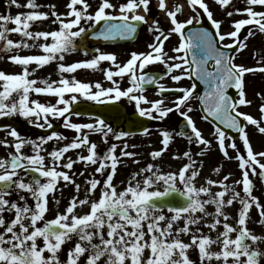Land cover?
Masks as SVG:
<instances>
[{
    "label": "snow or ice",
    "instance_id": "snow-or-ice-1",
    "mask_svg": "<svg viewBox=\"0 0 264 264\" xmlns=\"http://www.w3.org/2000/svg\"><path fill=\"white\" fill-rule=\"evenodd\" d=\"M213 3L229 30H223L225 20L215 17L209 0H65L62 13L53 3L43 10L39 0H8L9 7L25 11L0 14V59L20 68L0 70V118L23 119L46 134L32 139L12 125L0 128L8 129L0 139L6 150L0 157V264H264V235L249 228L253 210L264 226V202L254 194L253 180L264 184V151L254 150L246 130L254 126L264 134V103L260 118L240 111L253 103L247 79L264 78V57L254 66L236 63L249 38L264 36V0H241L242 8L236 0ZM153 4L167 19V30L159 17L149 23ZM44 23L54 27L42 29ZM142 26L152 35L146 51L133 50L121 62L115 53L95 48L90 58L66 63L78 51L89 57V35L130 40ZM174 36L178 42L168 49ZM25 49L38 54H22ZM53 63L58 80L35 78ZM152 66H162L163 72H150ZM78 70L101 72L103 82H83L74 75ZM166 79L173 86L162 82ZM183 80L193 82L184 87ZM197 82L205 87L203 95ZM149 86L155 98L147 95ZM257 96L264 101V89ZM81 100L100 106L101 114L75 111ZM194 100L201 119L216 122L215 144L226 160L237 162L238 178L222 175V166L212 169L217 179L202 176V158L213 141L191 115ZM125 104L131 108L123 119L144 137L153 135L145 121L163 122L170 114L184 127L157 129L160 147L148 144L149 162L117 182L120 167L131 168L129 160L141 164V154L129 151L137 145L128 138L137 133L108 123L112 113V119L121 118ZM86 114L87 121L73 120ZM53 121H61L71 139L53 130ZM93 136L106 146L102 152ZM176 137L186 139L188 147L169 159L184 162L165 170L163 160ZM193 145L199 151L193 153ZM69 187L73 194L61 209Z\"/></svg>",
    "mask_w": 264,
    "mask_h": 264
},
{
    "label": "rangeland",
    "instance_id": "rangeland-1",
    "mask_svg": "<svg viewBox=\"0 0 264 264\" xmlns=\"http://www.w3.org/2000/svg\"><path fill=\"white\" fill-rule=\"evenodd\" d=\"M170 3H175V0H170ZM209 3L212 5L211 10L214 12L215 17L217 19L225 20L223 30L224 31L229 30L227 18L225 17L224 13L218 9V7L213 3V0H209ZM236 3L239 7H241V8L244 7L243 3H241V0H236ZM186 14H187V12H185V15ZM157 17H159L161 26L165 30H167V28L169 27V23H168L167 19L164 17V15L162 13H158V11L155 7V4H153L152 5V15L148 17L149 23H151L152 19L157 18ZM184 18H185V16H183V15L180 17L181 20H183ZM239 18L240 17H238V16L233 17V19H239ZM151 40H152V35L147 31V26H143L141 29V33L139 35L138 40L134 44H132L131 46L133 49L142 48L143 51H146L147 50L146 44L149 43ZM262 40L263 39H262L261 35H257L254 38H252L250 40V43H253V44L255 43L256 46L249 45L247 47V49L244 50L243 53L237 58L236 63L245 64L248 66L256 65L257 60L264 57V54H262V51H259V48H260L259 46H261ZM177 42H178V38L174 36V37H172V39L169 42H167L166 46L168 49H171L173 46H175L177 44ZM226 42H228V41H226ZM247 43L249 44V42H247ZM250 48L253 49L252 53H255V58H254V55L252 56L249 53ZM112 49L113 48H110L109 50H112ZM126 49H127V46H119L117 49H115V51H117L118 59L121 62L128 57V53L126 52ZM2 55L3 54L0 53V56H2ZM74 57H76V56H74ZM78 57H80V56H78ZM68 59L70 60L73 58H70V56H69ZM161 68H162V66L159 67V69H161ZM0 70H3L5 72L9 73V62L6 59H0ZM152 70H154V69H152ZM160 71L162 72L163 70H160ZM79 78H82L84 82H87V81L92 82V83H95L96 81L103 82V75H93L92 79H89V76H87V75H85L84 77H79ZM183 82L187 83V85L184 87L190 86V82L188 80H185V81L183 80ZM104 84L106 87L108 86V84L106 82H104ZM262 89H264V78L257 77L256 79H253L251 76H249L247 79V89H246L247 90V98L249 100H251L253 103L251 106L242 107L240 109V111L245 112V113H249L255 118H260V112L258 110V107L261 103H264V101H261V99L257 96V93L260 92ZM154 91H148L147 95H149L150 98H155ZM193 108H194V111L191 115L193 116L198 128H200L202 130L203 135L207 139L213 141L212 147L207 150L206 155L202 158L203 159L202 176L205 178L211 177L212 179H217L218 177L216 176V174L213 173L212 169L214 167H217V166H222V175L232 173L233 174V177H232L233 180L238 178L240 173L237 169V162L235 160L223 159V157L220 155L221 153H220L217 145L215 144V141H214V138L212 135L213 127L201 119V115L198 111L197 104H196L195 100L193 101ZM177 117H179V116L177 115ZM167 120L168 119H166L163 122L155 121L154 126L149 127L153 131V135L151 137H144L142 135H139V136H132V137L128 138V143L130 145H132V144L137 145V147L134 149L130 147L129 151H135V152H138L141 154L139 157L141 160V164L140 165H132L131 160H129L128 163H129V165H131V168L121 166L119 169V174L116 177L117 182L124 180L127 177L129 171L136 169V168H139V167H143L149 162V157L147 154L149 151H151V149L148 147V144L151 143L156 148L160 147L159 138H158V135L156 134V130L159 128H162V127H167L165 125ZM169 130H172V129H169ZM246 130L249 133L250 141H251V144H252L254 150L257 152L264 151V134H260L254 126H249ZM112 142H116V141H112ZM116 143H120V142H116ZM236 143L238 145L242 146V142L239 141V139L236 140ZM187 147H188V145H187L186 139H184L182 137H176L175 138L174 142L170 145L169 154H166L164 157V160H163L165 170H170V169H174L176 167H179L184 162V161L170 160L169 156L172 153H176V152L182 153L184 150H186ZM192 150H193V153L199 151V149L194 145L192 146ZM229 151H230L231 155L235 156V153L232 152L231 149ZM196 158L198 160L201 159L199 157H196ZM77 168L81 169L82 167L80 165H77ZM81 179H83V178H81ZM253 180H254V183L256 185L254 194L256 196H258L262 202H264V184H262L257 177H253ZM202 182L203 181H201V183ZM215 190L216 189H214V191ZM65 204L66 203L61 202L60 208L63 209ZM209 211H212L211 207H209ZM230 212L234 213V210H230ZM49 214H52L54 217V211L50 212ZM251 216H252V222L249 224V228L252 229L257 235H264V226L257 223L258 215H257V212L255 210L252 211ZM205 231H207V230L205 229ZM67 247L68 246H66V248ZM61 256L63 258V256H64L63 252L61 253Z\"/></svg>",
    "mask_w": 264,
    "mask_h": 264
},
{
    "label": "flooded vegetation",
    "instance_id": "flooded-vegetation-1",
    "mask_svg": "<svg viewBox=\"0 0 264 264\" xmlns=\"http://www.w3.org/2000/svg\"><path fill=\"white\" fill-rule=\"evenodd\" d=\"M19 2L21 4H23L24 0H19ZM39 2L45 5V8L43 10H47L46 5L48 3H53V4H56L58 6V11L59 12L62 13V12L65 11V8H64L65 0H39ZM19 11H25V9H17L15 6L9 7L8 0H0V14L16 15L17 12H19ZM41 27H42V29H48V28L54 27V26H51L49 23H44ZM12 38L13 39H18V37H16L15 35ZM251 39L252 38H249V40H248V42H249L248 46L249 45L256 46L255 43L254 44L250 43ZM262 39H263V42L261 43V46H259L260 47L259 51H262V54H264V36H262ZM134 43L124 44V45H111V44H104V45H97V46L87 45V51L89 52V57H85L84 54H83V51H78V52H75V53L70 55V58H73V59L69 60L68 59L69 56H68L66 58V63H71V62H75L77 60H83V59H86V58H90V56H91V54H92V52L94 51L95 48H100L101 50L107 51V52H113L116 55H117V51H115V49H117L119 46H127L126 52L128 53V56H129V53L131 51H133V50L138 51V52H143L142 48L133 49L131 45L134 44ZM110 48H113V49L109 50ZM252 50L253 49L250 48L249 53L253 56L254 53H252ZM22 54H38V50H36V49H32V50L25 49ZM74 56H76V57H74ZM78 56H80V57H78ZM125 60H123V61H125ZM105 66H107V65L105 64ZM159 67L160 66H152L148 70L151 71L152 69H154V72L160 73L161 72L160 70H163V68L159 69ZM19 71H20V68L18 66H15V65H13V64H11L9 62V73H14V72H19ZM74 75L77 77V79L83 81V79L79 78V77H84L85 75H87V76H89V79H92L93 75H102V73L101 72H91L89 70H78L77 73H75ZM49 77L52 80H58L59 79V75H58L55 63H53V64H51L49 66H45L43 69H40L35 74V78H37V79H47ZM162 82L165 83L166 86H173V82L168 80V79H166V80H164ZM180 84H181V86H186L187 85V83H185L183 81H181ZM34 98H39V99H41L42 102H44L47 99L45 97H34ZM79 104H88V105H91V106H97V105H93L91 102H87V101H83V100H81L79 102ZM130 108H131V106L127 105V104H125L124 108H122L125 116L128 115V113L130 111ZM120 111H121V109H120ZM113 116H115V113H113ZM0 120H1V125H12V126L16 127L17 130L22 135H24V136H26L28 138L36 139L40 135H45L46 134L43 130L35 128V127L29 125L26 121H24L23 119H20V118H7V117H4V118H0ZM73 120L74 121H78V122L87 121L88 120V116L83 115V116H80V117H73ZM108 123L112 124L113 127H115L117 129V131L127 130V125H128L127 121H125L122 116H121V119H115L114 122L111 121V120H108ZM181 123H182V119L180 117H177L176 114H170V119L167 120L165 125L169 129H172V130L175 129V130L179 131L180 129L183 128V126H181ZM53 124H54V129L53 130L61 132V133L65 134V135H67L71 139L73 133L70 130L64 129L63 126H62L61 121H53ZM154 124H155V121H152L151 127H153ZM130 128H131V126L129 127V129ZM7 131H8L7 128H4V130H0V139L4 138L7 135ZM48 131H52V130H48ZM92 139H93L94 142H96L99 145V150L101 152L106 148V146L101 142L99 136H93ZM48 147L51 148L52 145L50 144V145H48ZM5 151L6 150L3 147H0V157L4 156ZM25 151L30 154V149L29 148H26ZM70 154H72V153H70ZM76 169L78 171L82 170V168L79 169V168H77V166H76ZM82 180L83 179H81V178L79 179L78 178L77 182L78 183L82 182ZM72 194H73V189L71 187L65 188L64 191H63L62 202L63 203H67V199L70 198ZM52 217H53L52 214H48V216H47V218H49V219L52 218ZM192 259H194V260L196 259V254L195 253L192 254Z\"/></svg>",
    "mask_w": 264,
    "mask_h": 264
},
{
    "label": "water",
    "instance_id": "water-1",
    "mask_svg": "<svg viewBox=\"0 0 264 264\" xmlns=\"http://www.w3.org/2000/svg\"><path fill=\"white\" fill-rule=\"evenodd\" d=\"M99 28H100V26H97V28L94 31H99ZM139 29H140V27H139ZM139 29H138V32H139ZM137 35H136V37H137ZM89 36H91V35H89ZM88 37H87V39H88ZM136 37H134L133 39H130V40H124V39L117 38L116 40L105 41L103 39H99L98 42L95 41L96 42L95 44H99V42H101V44H122V43H129V42H133L136 39ZM87 39H86V41H87ZM197 84H198V88H197L198 94L199 95H203V92L205 91L204 85L199 84V82H197ZM149 88H153V86H149ZM230 94L233 95V96H235V91L234 90H230ZM199 108L201 110L200 105H199ZM74 110H77L78 112H83V113H91L93 115H100L101 112H102V109H99L98 110V108H91V107H88V106H86V107H83V106H75L74 107ZM201 112H202V110H201ZM202 114H203V112H202ZM111 116H113V113L111 114ZM111 116H110V118L108 120H111V121L114 122L115 119H112ZM133 119H135V117H133ZM127 123H128L127 130H131V131H134L136 133H139L140 132V129L139 128H136V127H133V125L131 124L130 121H127ZM144 123L147 126L148 122L145 121ZM215 123H216L215 121L212 122V124H215ZM130 126H131V128L129 129ZM229 134L231 136H233V137L238 135L235 132H232L231 130H229Z\"/></svg>",
    "mask_w": 264,
    "mask_h": 264
}]
</instances>
